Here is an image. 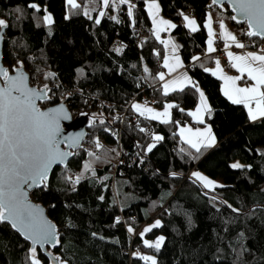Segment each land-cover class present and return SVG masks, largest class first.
<instances>
[{"label":"trees","instance_id":"obj_1","mask_svg":"<svg viewBox=\"0 0 264 264\" xmlns=\"http://www.w3.org/2000/svg\"><path fill=\"white\" fill-rule=\"evenodd\" d=\"M129 1L135 5L132 17L128 5L116 2L96 24L102 0H76L75 9L66 0H0V19L7 24L2 63L8 72L22 64L31 85L50 89V99L41 107L63 101L73 115L82 113L92 121L69 163L53 169L46 189L31 192L57 226L60 247L53 253L61 264H148L140 256H151L156 264H264V119L250 121L243 105L223 96L220 79L205 71L218 56L217 51L205 53L206 17L210 14L216 24L227 19L245 48L257 49L264 40L248 37L247 26L231 19L226 5L155 0L163 17L176 26L170 33L179 56L212 109L211 118L206 114L205 123L198 124L187 114L199 102L191 85L163 95L157 77L165 46L154 34L146 7L153 0ZM33 3L39 12L28 7ZM45 9L52 16L50 25L43 19ZM181 13L196 20L199 30L190 31ZM47 73L55 75L46 80ZM133 100L157 109L167 103L178 107L170 109L169 123H161L135 112ZM115 112L120 116L109 119ZM186 124L209 125L216 145L197 153L177 132ZM155 135L162 139L146 153ZM234 160L245 167L231 168ZM191 170L223 187L204 188ZM154 220L160 226L146 237H164L159 251L145 247L139 231ZM29 248L0 222V264H31ZM35 257L49 264L39 250Z\"/></svg>","mask_w":264,"mask_h":264},{"label":"snow or ice","instance_id":"obj_2","mask_svg":"<svg viewBox=\"0 0 264 264\" xmlns=\"http://www.w3.org/2000/svg\"><path fill=\"white\" fill-rule=\"evenodd\" d=\"M66 3L72 9L79 7L76 0H66ZM118 3H127L128 15L132 17L135 5L131 4L129 0H118ZM228 3L239 14L242 21L247 23L249 30L246 35L248 37L259 36L264 39V0H228ZM102 4L105 8L118 6L115 0H112L111 5L110 0H102ZM217 4L218 0H212V4L209 7ZM28 7L37 12L40 11L39 7L34 3L29 4ZM17 11L20 10L17 9ZM148 11L152 17L153 24L156 26L154 33L157 40L160 39L158 35L160 30L176 27L166 20L157 19L159 5L155 3V0L148 4ZM45 13L43 19L46 24L50 25L53 22L52 16L47 14L46 9ZM85 15H88V13L85 12ZM104 15V12L99 13L100 17ZM181 15L184 18L185 26L190 31L199 30L196 20L190 19L183 13ZM65 18L67 19L68 17L66 16ZM89 18L91 17L89 16ZM112 19L116 20V17H112ZM231 19L241 22L235 15ZM95 23L99 24L100 19L97 18ZM6 27L5 21L0 19V31H3ZM204 27L208 31L207 52H215L213 37L216 34L212 30V17L210 14L206 17ZM219 27L221 30L220 37L224 41L226 50L232 45L240 49L245 48V45L238 42L237 38L226 29L222 20L219 23ZM161 43L165 44L167 48L169 41H161ZM176 47L175 44H172L173 53H175ZM226 55L229 65L239 72L240 75L236 77L225 75L220 66V61L216 60V68L211 71V74L224 82V87L221 89L223 95L232 104L243 105L247 109L250 121L264 119V54L247 52L242 55H234L231 51H226ZM173 59L176 64L170 65L168 56L165 55L164 57L163 67L168 69L169 74L174 72L176 67H182L178 56L174 55ZM198 59L199 57H193L194 61ZM20 67H22V64H20ZM13 71L16 72V75L10 76L7 69L0 68V79L3 80V86L0 87V222L10 223L14 229L25 236V239L32 242L34 246L30 249L31 264H40V261L35 257V245L51 244L54 247L57 242V234L55 227L42 218V211L39 206H34L29 202L25 187L46 189L52 166L54 164L66 165L69 156L73 154L72 152L61 150V143L67 148H76L79 146L78 141L82 139V136L73 138L71 142H69L68 138L58 139L61 135V120L70 119L66 109L61 106L41 111L37 102L50 99L48 95L50 89H48L47 84L39 90L31 89L27 86L28 77L19 68L13 69ZM145 71L147 72L148 70L145 69ZM205 71L209 70L206 68ZM245 74H247V79L253 83L250 86L238 87L237 81ZM54 75V73H47L45 79L54 77ZM157 78L164 80V74H158ZM186 85H191L199 93V104L196 110L187 114L192 116L196 123L204 124V115L208 114L209 118H211L212 109L208 105L205 94L200 90L199 85L195 84L186 75L180 79L164 83L163 95H169L170 91H183ZM132 107L141 116H145L146 113L149 114L146 116L147 119H160L161 123H169V109L178 107V105L167 103L163 112H155L147 107L142 108L139 104H133ZM180 110L184 111L183 109ZM100 123L103 124L104 121L101 119ZM105 130L107 131L108 129ZM140 131L143 132L145 129L140 128ZM186 133L187 135H185ZM180 136L181 140L188 144L189 147L195 149L197 153H200L201 148H210L216 143V138L209 126H205L203 130L197 129L195 132L190 128H182ZM152 139L159 141L162 137L155 135ZM96 147L97 149L101 148L98 140L96 141ZM155 147V143L149 144L146 153L151 152ZM113 151L115 150L113 149ZM93 155L92 152H88V156L92 157ZM90 167V163H86L84 171H88ZM230 167L241 169L245 166L237 162L230 165ZM172 175L175 176L176 174L172 173ZM193 176L206 189L223 187V185L217 184L199 172L193 173ZM82 178L83 172L76 176L72 184H78ZM101 199L103 198L101 197ZM232 211L236 212L238 210L233 208ZM116 223H119V219H117ZM159 226L160 221H156L150 227L145 228L140 233L141 238L143 239L147 232ZM128 231L132 232L133 229L129 227ZM163 241L164 237H159L155 242L150 243L144 240L143 243L145 247L159 251ZM138 255V253L134 254V256ZM139 258L148 262V264H156V260L151 256H140ZM55 259L58 261L59 257Z\"/></svg>","mask_w":264,"mask_h":264},{"label":"water","instance_id":"obj_3","mask_svg":"<svg viewBox=\"0 0 264 264\" xmlns=\"http://www.w3.org/2000/svg\"><path fill=\"white\" fill-rule=\"evenodd\" d=\"M210 1H211V4H212V0H210ZM223 5H226L228 7V11H230V13H231L232 16L235 15V16L238 17V20L241 21V22H238V23H244L247 26V30H249L247 23L242 21V19L239 17V14L237 12H235L233 10L232 6L230 5V3H228V0H218V4L215 5V6H218V7L222 8ZM5 29L6 28H4L3 31H0V68H3V69H7V67L2 63V57H3L2 48H3V39H4V34H5L4 31H5ZM253 38L262 39L259 36H256V37H253ZM262 40H264V39H262ZM16 68H19V70L21 72H23L28 77L27 86L29 88H31V89H37V90L41 89V88H38L37 85H31L30 84L29 74L26 72V70L24 69L23 66L22 67H15L13 69H16ZM13 69L9 72V75L10 76H15L16 75V72L13 71ZM2 86H3V80L0 79V87H2ZM48 100H45L43 102H40V101L37 102L38 107L40 108L41 111H47L48 109L57 108V107H61L62 106V107H64L66 109L68 115L70 116V119L61 120V122H60L61 135H60V137H58V139L63 140L65 138H68L69 139V142H71L73 138H76L78 136H82V139H79V141H78L79 146L76 147V148H67L63 143H61V145H60L61 150H63V151H69V152H72L74 154V152L78 151L79 148H81L82 143L88 137L87 136L88 135L87 129L90 126V120L89 119L86 120L85 118L81 117V115H77L76 117H74L72 115L71 111L69 110L68 106L65 105V103L63 101L58 102V103H55L54 105H46L45 108H42L39 105V104H44V102H48ZM73 154L69 156L68 160L66 161V165L69 163V161H70L71 157L73 156ZM66 165H56V164H54L52 166L51 171L49 172V177H50L51 173L53 172V169L54 168L65 167ZM37 189H38L37 187H31V188L25 187V191L27 192L28 200H29V202L32 205L39 206V209L42 211V218L44 220L48 221L51 225H53L55 227L56 234H57V242L55 243V246L54 247L51 244H45L43 246H41L39 244H36L35 245V248H36V251L37 250L40 251V254H42L43 257H46V259L48 260L49 264H61L60 259L58 261L55 259L58 256H56L53 253V250L58 249L60 247V245H59V233H58L57 226H56V224H54L51 221V219H49V217H48V215L46 213V210L43 207V205L40 204V203H35L32 200V198H31V192L34 191V190H37ZM2 223H5V224H8L9 226H11V224L8 223V222H2ZM11 228L13 229L14 232H16L17 234H19V236H21L22 239L25 242L28 243V245L30 247L29 250L34 246L30 240L25 239V236L21 232L17 231L12 226H11Z\"/></svg>","mask_w":264,"mask_h":264},{"label":"crops","instance_id":"obj_4","mask_svg":"<svg viewBox=\"0 0 264 264\" xmlns=\"http://www.w3.org/2000/svg\"><path fill=\"white\" fill-rule=\"evenodd\" d=\"M153 1H148L147 2V12H148V14H149V11H148V4L149 3H152ZM159 5V4H158ZM151 17V16H150ZM157 19H163V20H166L164 17H163V15L160 13V9H159V13H158V17H157ZM166 21H168V20H166ZM151 22H152V25H153V27H154V30H155V28H156V26L153 24V21H152V17H151ZM169 22V21H168ZM212 22L214 23V26H216L217 28H220L219 27V23H215L214 22V19L212 18ZM171 23V22H170ZM184 23H185V21H184ZM172 29V28H171ZM171 29H162V30H160L159 31V35H160V39L162 40V41H169V44H168V47L166 48L165 47V54H164V56L163 57H165V55H167L168 56V59H169V63H170V65H175L176 64V61L173 59V56L175 55V56H178L179 57V61H180V64H182V67H176V70L174 71V72H172L171 74H169V71H168V69L167 68H164L163 67V63H164V58H163V60H162V62H161V65H162V71H161V73H163L164 74V80H161V87H162V89H163V84L164 83H166V82H168V81H171V80H175V79H180V78H182L183 76H187L189 79H191L192 80V78L189 76V73H188V71H187V68L184 66V63L182 62V59H181V56H179V45H178V43L176 42V39L173 37V35H171V33H170V30ZM189 29V28H188ZM206 33H207V29H206ZM219 33V32H218ZM218 33H215L216 35L214 36L215 38L216 37H218L219 38V46L225 51L226 49H225V47H224V41L221 39V37H220V33L218 34ZM230 33H232L236 38H237V41L238 42H240V43H242V44H244L245 45V47H246V44L245 43H243V42H241L239 39H238V37H237V35H236V32H234L232 29L230 30ZM155 34V33H154ZM159 39V40H160ZM217 42V41H216ZM172 44H175L177 47H176V51H175V53H173V49H172ZM163 46H165V44H163ZM259 47L260 46H258L257 48L259 49ZM239 51H241L242 52V54L244 53V52H253V53H258L259 51H257V49H250V48H243V49H238ZM234 55H240L241 53H234V52H232ZM260 54H264V53H261V52H259ZM258 53V54H259ZM225 57H226V61H227V65L230 67V69L232 70V72H236V73H238L237 75L239 76L240 75V73L239 72H237L234 68H232L230 65H229V60H228V57H227V55H226V53H225ZM211 71H213V69H209V73L211 74ZM212 75V74H211ZM213 76V75H212ZM221 81V84H220V87H221V89L224 87V82L222 81V80H220ZM243 82H246L245 84H242ZM248 83H252V81H250V80H248L247 79V74H245L244 76H243V78H241L240 80H239V83H238V87H242V86H248ZM187 86V85H186ZM164 90V89H163ZM170 92H173V91H170ZM221 92H222V90H221ZM198 94V93H197ZM223 94V93H222ZM224 96V95H223ZM225 97V96H224ZM198 98H199V96H198ZM207 99V98H206ZM208 102V101H207ZM199 104V103H198ZM166 105V104H165ZM165 105L163 106V108H161V109H157V108H155V109H153L155 112H157L156 111V109L159 111V112H163L164 111V109H165ZM209 105V104H208ZM198 106V105H197ZM197 106H196V108H197ZM143 107H147V106H142V108ZM253 107H254V105H253ZM148 108V107H147ZM196 108L194 109V110H192V112H194L195 110H196ZM152 109V108H151ZM135 111V110H134ZM246 111H247V109H246ZM136 112V111H135ZM169 112H171V110L169 109ZM138 113V112H137ZM139 114V113H138ZM140 115V114H139ZM147 115H149V114H145V116L144 117H146ZM247 115H248V112H247ZM141 116V115H140ZM206 116V114L204 115V117ZM191 119L194 121V119H193V117L191 116ZM155 120H157V121H160V119H155ZM257 120H260V119H257ZM256 120V121H257ZM195 122V121H194ZM182 128H190V129H192V131L193 132H195L197 129H200V130H203L204 128H205V126H196V127H193V126H191V125H189V124H186V125H184V126H179L178 128H177V132L179 133V137H180V139H181V136H180V131H181V129ZM212 133H213V131H212ZM185 135H187V133L185 134ZM216 143H217V141H216ZM216 143H215V145H216ZM190 174L192 175V172H190Z\"/></svg>","mask_w":264,"mask_h":264},{"label":"rangeland","instance_id":"obj_5","mask_svg":"<svg viewBox=\"0 0 264 264\" xmlns=\"http://www.w3.org/2000/svg\"><path fill=\"white\" fill-rule=\"evenodd\" d=\"M115 2H118V0H115ZM130 2V1H129ZM131 3V2H130ZM156 3V2H155ZM132 4V3H131ZM126 5H128L127 3H126ZM134 5V4H133ZM102 6H103V4H102ZM105 10V7L103 6V9L101 10V12H105L104 11ZM85 12H87L88 13V15L87 16H90L91 15V13H90V10L89 9H85L84 10V14H85ZM209 15V14H208ZM207 15V16H208ZM97 18H101L100 16H99V14L97 15ZM222 21H223V23L225 24V27H226V29L230 32V30L232 29L231 28V26H230V22L227 20V19H221ZM220 20V21H221ZM219 21V22H220ZM205 22H206V20H205ZM212 30H213V32L214 33H220V28H217L216 26H214V23L212 22ZM207 33H208V31H207ZM218 33V34H219ZM160 33H158V35H159ZM155 36H156V34H155ZM159 37H160V35H159ZM213 40H214V47L216 48V50H217V44H216V38L215 37H213ZM207 41H208V37H207V39H206V42H205V44H206V48H205V53H208L207 52ZM261 46V45H260ZM168 47V46H167ZM221 48V47H220ZM239 48H236L234 45H232L231 47H229L227 50H225L224 51V53L223 54H225L226 53V51H231V52H234V53H241L240 55H242V52L241 51H239L238 50ZM257 51H259V52H261L258 48H257ZM248 52V51H247ZM247 52H244V53H247ZM258 52V53H259ZM212 53H215V52H212ZM243 53V54H244ZM257 53V54H258ZM261 53H263V52H261ZM260 54V53H259ZM217 60V59H216ZM216 60H215V63H214V65L213 66H211V67H209L208 69H213V70H215V68H216ZM226 63H227V61H226ZM220 66H221V68L223 69V71H224V74L225 75H228V76H232V77H236V76H238L237 74L238 73H236V72H231V73H227L226 71H225V68H224V66L220 63ZM243 78V77H242ZM238 83H239V81H237V85H238ZM242 83V82H241ZM246 82H243L242 84H245ZM253 83V82H252ZM252 83H248V86H250ZM241 87V86H240ZM242 87H246V86H242ZM200 90L202 91V89L200 88ZM198 96H199V93H198ZM199 101V100H198ZM199 103V102H198ZM133 104H139L141 107L142 106H147L148 108H152V109H155L154 108V106L153 105H151V104H149V103H146L145 101H139V100H133V103H132V106H133ZM156 111L157 112H159L157 109H156ZM137 112V111H136ZM73 115V114H72ZM77 115H81V117H83V118H85L86 120L87 119H89V116H87V115H83L82 113H77ZM77 115H73L74 117H76ZM206 126H209V125H206ZM152 143H155V141H153V142H151L150 144H152ZM237 162H239L240 164H242V162H240V161H238V160H234L232 163H231V165L233 164V163H237ZM243 165V164H242ZM191 172H192V177L194 178V179H196L194 176H193V173H195V172H199L201 175H203V176H205V177H207L205 174H203L200 170L198 171V170H191ZM208 178V177H207ZM209 179H211V178H209ZM212 181H214V182H216L217 184H219V185H221L219 182H217V181H215V180H213V179H211ZM121 182V180H117L116 182ZM198 181V180H197ZM198 182H200V181H198ZM201 183V182H200ZM202 185V184H201ZM124 202V201H123ZM157 220H154V221H151V222H147V223H145L140 229H139V231H140V233H142L143 231H144V229L145 228H147V227H150L151 225H153L155 222H156ZM148 233V232H147ZM146 233V234H147ZM146 234L144 235V237H143V241L144 240H147V241H149L150 243L151 242H155L159 237H162L161 235H158L157 237H153V238H149V237H146ZM37 259V258H36Z\"/></svg>","mask_w":264,"mask_h":264},{"label":"built area","instance_id":"obj_6","mask_svg":"<svg viewBox=\"0 0 264 264\" xmlns=\"http://www.w3.org/2000/svg\"><path fill=\"white\" fill-rule=\"evenodd\" d=\"M216 39H217L216 41L219 40L218 37H216ZM259 50H260L261 52L264 53V45H261V46L259 47ZM216 51H217V54H218V56H217V60H219L220 63L224 66L225 71H226L228 74L231 73L232 70H231L230 67L226 64V57H225V54H223V53H224V50H223L222 48H220V46H218V48H217ZM116 116H120V113H118V112L110 113V115H109V119H114ZM138 120L140 121V118H139Z\"/></svg>","mask_w":264,"mask_h":264},{"label":"flooded vegetation","instance_id":"obj_7","mask_svg":"<svg viewBox=\"0 0 264 264\" xmlns=\"http://www.w3.org/2000/svg\"><path fill=\"white\" fill-rule=\"evenodd\" d=\"M48 105H50V104H48ZM42 108H45V106H44V107H42Z\"/></svg>","mask_w":264,"mask_h":264}]
</instances>
